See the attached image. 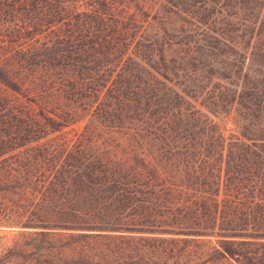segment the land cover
<instances>
[{
  "label": "trees",
  "instance_id": "trees-1",
  "mask_svg": "<svg viewBox=\"0 0 264 264\" xmlns=\"http://www.w3.org/2000/svg\"><path fill=\"white\" fill-rule=\"evenodd\" d=\"M258 3L0 0V217L28 256L264 264Z\"/></svg>",
  "mask_w": 264,
  "mask_h": 264
},
{
  "label": "rangeland",
  "instance_id": "rangeland-1",
  "mask_svg": "<svg viewBox=\"0 0 264 264\" xmlns=\"http://www.w3.org/2000/svg\"><path fill=\"white\" fill-rule=\"evenodd\" d=\"M258 8L264 12V4H257ZM234 115L232 114L231 117ZM219 123L227 127L225 124L226 119L222 116L215 118ZM85 122L80 121L70 125L67 130L71 128L77 129L78 132L83 130ZM2 217V216H1ZM0 217V264H42V259L39 253H34L28 256L35 248H38L40 244L39 237H32L24 235V232L28 233L33 229L20 227V226H9L11 224L8 221H4Z\"/></svg>",
  "mask_w": 264,
  "mask_h": 264
}]
</instances>
